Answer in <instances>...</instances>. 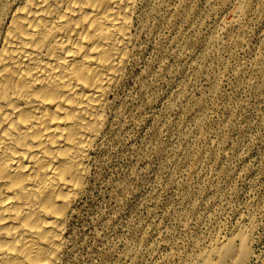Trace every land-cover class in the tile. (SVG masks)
Segmentation results:
<instances>
[{
    "label": "rangeland",
    "instance_id": "rangeland-1",
    "mask_svg": "<svg viewBox=\"0 0 264 264\" xmlns=\"http://www.w3.org/2000/svg\"><path fill=\"white\" fill-rule=\"evenodd\" d=\"M132 34L61 264H201L239 232L264 264V0H136Z\"/></svg>",
    "mask_w": 264,
    "mask_h": 264
},
{
    "label": "bare ground",
    "instance_id": "bare-ground-1",
    "mask_svg": "<svg viewBox=\"0 0 264 264\" xmlns=\"http://www.w3.org/2000/svg\"><path fill=\"white\" fill-rule=\"evenodd\" d=\"M135 4L14 2L0 31V264H61L66 223L134 45ZM239 14L235 7L223 26ZM243 234L201 264H246Z\"/></svg>",
    "mask_w": 264,
    "mask_h": 264
}]
</instances>
